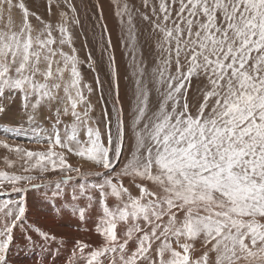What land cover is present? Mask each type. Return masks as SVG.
<instances>
[{
	"label": "snow or ice",
	"instance_id": "1",
	"mask_svg": "<svg viewBox=\"0 0 264 264\" xmlns=\"http://www.w3.org/2000/svg\"><path fill=\"white\" fill-rule=\"evenodd\" d=\"M141 2L144 12L124 0L116 13L135 77L130 89L133 149L116 171L125 121L106 26L92 34L110 70L107 81L99 74L96 78L101 100L111 103V112L107 106L103 112L102 133L90 115L93 106L84 90L93 89L82 82L73 46L71 26L82 24L77 6L57 0V7L63 3L71 15L61 11L53 24L30 12L23 0H0V113L19 100L33 134L21 137L23 129L16 127L3 131L49 143L46 152L16 149L37 158L31 167L41 175L49 171L48 164L75 173L35 184L36 176L0 171V196H8L11 186L19 197L0 200V264H7L16 228L30 244L37 242L33 234L43 241L56 239L48 230L25 225L27 204L21 194L54 183L51 194H44L54 203L65 196L61 185L74 179L80 183L70 194L72 202L85 199L91 207L96 201L92 193L99 194L97 231L104 239L95 248L75 241L76 264H264V0ZM14 9L21 13L19 22ZM135 15L149 25L151 42L144 43L154 57L151 69L137 51ZM88 60L95 72L91 53ZM194 79L200 87L190 104ZM69 116L70 124L64 119ZM42 118L51 124L50 132L41 127ZM53 145L102 171L72 167ZM125 178L137 195L124 185ZM110 197L118 202L114 208L108 206ZM86 207L73 203L82 221ZM118 225L126 228L121 234ZM194 243L200 244L199 254Z\"/></svg>",
	"mask_w": 264,
	"mask_h": 264
},
{
	"label": "rangeland",
	"instance_id": "2",
	"mask_svg": "<svg viewBox=\"0 0 264 264\" xmlns=\"http://www.w3.org/2000/svg\"><path fill=\"white\" fill-rule=\"evenodd\" d=\"M102 6L103 11L105 12V3L107 2L113 9L115 15V23L117 28H121L118 24L119 16H117V8L118 6L122 7L124 0H99ZM26 7H28L29 11L35 13L36 16H39L41 19L56 24L59 21V13L61 11L68 12L71 15L70 10L61 3L60 7H57V0H52L49 3V0H23ZM73 2V0H72ZM35 3V4H34ZM74 3V2H73ZM127 3L134 8H139L140 11H145L146 9L143 7L141 0H127ZM39 4V5H36ZM77 5V3H74ZM93 6H98V0L92 2ZM39 6V7H38ZM51 6H54L51 8ZM34 7V8H33ZM64 8V9H63ZM38 9V10H36ZM58 9V10H57ZM60 9V10H59ZM78 9V8H77ZM38 11V12H37ZM79 11V10H78ZM82 12L83 18L88 19V12ZM79 13V12H78ZM14 18L19 22L21 18V13L18 9H14L13 12ZM80 15V13H79ZM98 17L100 14L97 15ZM81 19V17H80ZM32 23L35 26L38 21L36 20L35 16L31 17ZM100 21V19H99ZM135 28L136 22H134ZM140 27L145 32V35L148 36L149 28L146 25L145 21H142ZM84 28V29H83ZM80 26L72 25L71 30L74 36V44L73 46L77 49L76 55L78 56L81 63L78 65L81 78L83 84L90 85L93 89L92 93H88L87 89L84 90V94L90 100L93 110L90 113L92 120L98 123L99 128L101 129L102 133L104 132L105 125H104V116L103 112L105 107L107 106L109 112H111V103L108 102L105 105V102L101 100V91L97 87L96 78L99 74V77L102 81L108 80V65L107 62L102 63L100 57L98 56L100 49L96 47L95 44H91L92 39V31L91 27L85 26V24ZM91 31L89 33L86 30ZM85 30V32H84ZM58 35V33H54ZM107 36H110L107 34ZM91 38V39H90ZM87 40V46L85 45V41ZM137 43V42H136ZM65 51H69L70 49L65 46ZM92 51L94 53H92ZM137 51L142 52L144 55L145 63L147 64L148 68L154 66L153 60L154 57L149 55V48L148 44H141L137 43ZM89 53H91L92 59L96 62V71L94 72L91 67H89ZM94 57V58H93ZM97 57V58H96ZM131 59L127 55L126 59L119 58L117 56V67L119 73V86H120V98H121V106L123 108L124 113V121H125V143L124 149L122 152L121 160L119 163L116 164V171H119L123 164L127 161V158L130 156V153L133 149V139L132 131H131V101L129 100V96L125 97L127 88L132 86L135 77L132 75V79L128 81L127 69H131L133 72V68L130 66ZM101 61V62H100ZM106 65V66H105ZM103 70V72H102ZM106 72V73H104ZM107 75V77H106ZM106 78H105V77ZM127 80H124V78ZM195 79L193 80L192 86L188 89V98L190 104L193 102L195 97L198 93L195 92L197 87L200 85H196ZM129 91H127L128 94ZM190 93V95H189ZM63 95V93H61ZM131 96V92H130ZM156 94L153 93V98L155 99ZM132 98V97H131ZM22 108L20 106V101L16 100L10 108L4 112L0 113V171L14 173L17 175H33L36 176L37 179L32 181V183L40 184L41 181H55L58 177L62 175H73L75 177V173H62L60 170H52L51 164H48L49 171L44 175H41L38 170L33 169L31 167L32 164L36 163L37 158H28L24 153H18L16 149L22 148L25 150H31L33 152L37 151H44L46 152L49 148V143L45 140L44 142H37L36 140H29L25 138H17L14 135L5 134L3 129L16 127L18 130L23 129L20 133V136L23 137L25 135L32 136L33 134V126L27 123L26 117L22 116ZM47 116V110H45V117ZM13 118V119H12ZM65 123H71V117H65ZM41 127L47 129L49 132L51 131V124L48 122L46 118L41 119ZM82 134V135H81ZM80 139L84 140L85 136L84 133H80ZM106 142V134L104 136ZM130 144L131 146H128ZM7 145V147L5 146ZM53 151L55 152H64V155L67 159L68 164L72 167H79L81 170H90L94 172L102 171L101 168L96 167L92 162L86 160L85 158L79 157L75 154V152H69L67 149H61L59 146L53 145ZM11 162V163H9ZM58 162V159H57ZM95 182H100L99 178H92ZM124 185L129 187L130 192L133 195L138 194V190L134 185H130V178L124 179ZM7 183V182H6ZM80 183L79 180L74 179L67 185H61L62 191H64L65 196L63 199H57L54 203L50 200L45 199V193L51 194V191L55 189V184H45L43 187L38 189H30L27 193L21 194L26 199L27 209H26V216L27 219L25 220V225L28 223H32L43 230H48L52 235H55V240H49L54 247V253L56 257H64V260H68L66 264H76V257L73 256V249L75 248V241L81 240L84 243L91 245L93 248L99 247L103 244L104 239L100 232L97 231V225L100 222V218L102 216V210L98 203L99 194L93 192L92 195L96 197V201L93 202L91 207H86V200L80 199L76 202L71 201V192L74 187H76ZM17 186H20L19 184ZM150 188L154 187L153 185H148ZM7 192L9 193L8 196H0V200H7L18 199V195L13 193L11 190V186L7 187ZM67 201V202H66ZM73 203L76 204L77 207H86V214L85 219L82 221L80 220L78 215L73 213ZM109 207H116L117 201L115 198L110 197L107 201ZM126 228L122 225L117 226L118 234H121L125 231ZM67 233V234H66ZM60 234L61 236H59ZM63 235V236H62ZM34 236V235H33ZM57 240V241H56ZM61 241V242H60ZM46 243L36 242L35 244H30L27 242L21 234V229L16 228L14 229V242L10 245L9 251L7 253L8 257H11L16 263L18 264H25L24 261L27 260L31 255L37 254L38 252H44L46 250ZM130 246L132 242L130 241ZM194 248L196 249L197 254H199L200 244L194 243ZM87 251V250H86ZM48 253L45 251V256ZM78 255V253H77ZM22 259H24L22 261ZM40 264L44 263L43 258L39 261Z\"/></svg>",
	"mask_w": 264,
	"mask_h": 264
},
{
	"label": "bare ground",
	"instance_id": "3",
	"mask_svg": "<svg viewBox=\"0 0 264 264\" xmlns=\"http://www.w3.org/2000/svg\"><path fill=\"white\" fill-rule=\"evenodd\" d=\"M31 2H33V0H30ZM39 1V0H38ZM95 0H73V2L77 3V8H78V12L80 13V17H81V21H82V28H83V25L85 24V26H89L91 27V31H92V34L93 32H99L100 31V25H104L106 26L107 28V34L110 35L111 37V40H112V43H113V46H114V54H115V57H116V64L118 65L117 63V56L119 58H124L126 59L127 55L129 56V58L131 59V53H128L127 55L125 54L126 52H128V49L123 47L121 45V38L123 36V31H122V24H121V18H117L118 19V24L121 28H117L116 26V23H115V15H114V12H113V9L112 7L110 6V4H108L107 2L105 3L104 5V9H105V12L103 11L102 9V6H101V3L100 1L98 0L99 2V5L96 7V6H93L92 2H94ZM35 4V3H34ZM36 5H39V4H36ZM40 6V5H39ZM38 6V7H39ZM61 6V5H60ZM65 6V5H64ZM54 7V6H51V8ZM34 8V7H33ZM64 9V8H63ZM38 10V9H36ZM58 10V9H57ZM60 10V9H59ZM89 13L88 14V19L86 18H83V14L82 12L86 11ZM146 11V10H145ZM38 12V11H37ZM84 13V15L87 14ZM141 12H144L141 10ZM100 14V16L98 17L97 15ZM101 16L103 17V19L101 20ZM100 19V21H99ZM126 19V18H125ZM143 20L141 19V17L139 15H135L134 16V20H133V23L136 22V31H137V43H141V44H145L144 41L148 40L149 42L150 41V37L149 35L146 36L145 35V32L142 30V28L140 27V24ZM147 27L149 28V25L146 23ZM84 29V28H83ZM89 29V28H88ZM88 29L86 30V32L88 31ZM84 30V32H85ZM91 31H88L89 33H91ZM91 39V38H90ZM93 39V38H92ZM91 44H95L96 47L99 49L97 43L95 40H91ZM92 53H94L92 51ZM101 51L99 52L98 56L100 57L101 59ZM94 58V57H93ZM97 58V57H96ZM101 62V61H100ZM104 62H106V56L104 57L102 63L104 64ZM128 62H130L128 60ZM106 66V65H105ZM109 69V68H107ZM117 70H118V67H117ZM110 71V70H109ZM108 71V72H109ZM103 72V70H102ZM106 73V72H104ZM127 75H128V81H130L132 79V71L131 69H127ZM105 77V76H104ZM107 77V75H106ZM105 77V78H106ZM119 73H118V79H119ZM124 80H127L124 78ZM197 85V84H196ZM130 89L131 87L129 86L127 88V91L128 94H127V91L125 94V97L129 96V100L131 101V96H130ZM190 95V93H189ZM154 99V98H153ZM155 100V99H154ZM131 103V102H130ZM13 119V118H12ZM82 135V134H81ZM131 138L133 139V137L131 136ZM128 146H131L130 144H128ZM132 147V146H131ZM151 182H148V185H150ZM152 185V184H151ZM154 186V185H153ZM67 234V233H66ZM33 239L36 240L37 242H41L43 241L42 239L38 238L35 234H33ZM59 236H61L60 234H58ZM63 236V235H62ZM57 241V240H56ZM45 242L47 245H46V252L48 253V255L45 256V251L42 253V252H38L37 254H33L29 257L28 259V264H40V260L43 258L44 260V263L43 264H66V262L68 260H64L63 258L64 257H56L55 256V253H54V247L53 245H57L58 248H59V245L58 244H63L61 241V243H58V244H51L50 242L48 241H43ZM42 253V254H41ZM7 264H18L16 263L11 257H8L7 256Z\"/></svg>",
	"mask_w": 264,
	"mask_h": 264
},
{
	"label": "crops",
	"instance_id": "4",
	"mask_svg": "<svg viewBox=\"0 0 264 264\" xmlns=\"http://www.w3.org/2000/svg\"><path fill=\"white\" fill-rule=\"evenodd\" d=\"M41 254H42V253H41ZM28 259H29V258H27V260L24 261L25 264H28ZM23 260H24V259H22V261H23Z\"/></svg>",
	"mask_w": 264,
	"mask_h": 264
}]
</instances>
